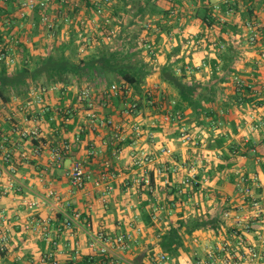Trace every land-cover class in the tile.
<instances>
[{
	"label": "crops",
	"instance_id": "0c3cea01",
	"mask_svg": "<svg viewBox=\"0 0 264 264\" xmlns=\"http://www.w3.org/2000/svg\"><path fill=\"white\" fill-rule=\"evenodd\" d=\"M82 1L86 0H79V11H72L75 15L72 23L61 20L63 24L56 32V38L49 39L45 30L39 26L40 36L44 37L47 43H57V46L77 36L76 43L79 42V35L83 31L88 38L89 35L92 36L93 34H89L91 31L88 25H80L81 19L92 23L94 16L92 8L87 2L86 5L81 3ZM132 1L124 0L128 4ZM136 1L139 2V0ZM184 1L159 0L160 6L169 10L168 14L147 12L146 15H141V19H138L140 16L138 14L131 17L129 24L138 27L137 35L140 37L147 35V38L153 40L157 53L154 58L138 39L139 51L146 58L141 61L151 68L142 85L146 80L156 77L157 84L148 87L145 91L154 90V86L158 88L154 90L156 102L151 105L146 101L144 88L140 92L132 86L133 98L136 97L142 104V110L137 115H129L124 111L126 101H132V97L129 99L123 96L114 97L109 100L108 105H102L105 89L103 85L105 84H97V81L93 83L86 81L81 87L75 82L68 87L46 92L40 91V85L32 83L26 96L12 93L8 101L0 96V141H4L3 137L8 139L6 144L11 148L13 155L11 164H3L0 161L5 170L9 172L0 176V233L9 237L7 249L0 253V264L3 262L4 264H9V262L11 264H51L46 260V253L49 250L54 251V257L60 264L74 259L76 264L83 256H96L93 248L89 246L87 220L92 224L94 231L106 230L115 235L120 233L130 235L132 249L128 255L132 259L142 261L152 251L149 249V244L156 242L158 228L169 227L171 224L177 225L179 214L183 213L189 217L203 212L209 215L222 210L223 220L220 228L199 230L192 236L195 244V248L190 252V258H192L195 252L202 251L207 245L218 243L219 240L229 236L235 228L231 219L223 218L224 210L233 208L248 214L252 209L249 204H243L239 194L238 184L243 176L251 177L258 174L261 186L257 194L263 195L264 163L258 162L257 157L250 150L234 157L233 168L222 169L220 164L227 161L226 156L230 146L237 144L244 149L250 146L246 142L247 139L257 144L260 155L264 157V101L262 104L243 103L242 106L228 107V103L233 102L234 99L235 86L231 88L230 85L233 86L232 80L235 76H240L247 83L252 84L255 93L264 100V93L259 91L264 84V61L260 58V53L264 49V0H235L237 17L245 20L240 26L243 27L244 35L247 39L249 38L248 48L241 46L237 42L240 38L235 39L237 34L230 32L227 28L233 14L227 17L226 22L222 23L218 19L216 23L209 26L196 17L198 9L202 6V0H191L194 2V15H188L187 10L190 8L185 4L187 0ZM117 2V0H112V3L107 5L109 15L107 16L111 19L110 24H114V28L117 29L118 37L122 32L121 15L124 14L121 12L119 14ZM216 4H222V0H210L209 6L213 8ZM56 7L53 9L54 12L64 9L63 6L59 8L56 5ZM172 11L176 13L172 14ZM13 12L17 21L22 20L27 25L25 30L16 24L13 34H7L6 41H9V46H11L10 53L15 52L17 58L15 65L17 66L23 60V53H21L22 58L20 53H17V48L19 51L23 50L19 45L23 43L29 49L30 44L37 42L38 38L34 41L29 39L30 33L35 31L36 12L26 19L18 18L15 9ZM253 19L260 21L263 25L258 32L256 43L250 41L253 32L246 27V22ZM101 20H103L100 28L102 30V27L105 28L108 25L107 23L105 25L104 18ZM146 21L154 26L146 29ZM100 29L96 28L95 33L97 31L99 33ZM63 35L65 38L62 40ZM192 36L201 42L188 45L187 39ZM59 38L61 40L58 42ZM231 39L235 43H231ZM217 43L224 44L225 48L222 50L216 47L214 44ZM89 52L91 48L84 53L80 51V54L84 55ZM205 62L207 63L205 68L194 73L186 71V75L206 84L217 82L223 87L230 84L228 87L231 91L226 86L224 89L227 92L225 91L222 96L227 103L226 109L219 104V106L215 105L224 116L220 122L222 125L214 128V126L199 123L198 119L193 117L194 110L191 106H186L184 119L182 117L168 119L167 115L173 112V105L168 94L160 93L163 87L166 91L167 88L171 89L169 83L160 79L163 66L172 64L179 70L180 68L186 69L188 65L194 66ZM214 64L217 68L216 72L213 69ZM233 73L236 74L234 77ZM215 74L217 76L213 78ZM112 82L122 83L124 81L112 78ZM85 86L93 89L98 116L101 119L111 118L114 125H103L98 122V125L94 126L91 122L88 107L79 100V91ZM171 93L175 97L173 99H178L177 91ZM39 98L43 101L40 102ZM192 117L194 120H191ZM182 121L196 136L197 147L184 143L180 139ZM137 122L143 125L145 132L140 138L136 137L134 132V125ZM34 125H38L42 132L43 153L40 156L32 153L37 142L22 138L19 134V130L30 129ZM119 131L126 137L122 142L115 140V135ZM149 132L154 133L153 139L146 136H149ZM220 136L227 138L224 148L212 146ZM64 142L73 144V148L64 160L58 162L54 158L53 149L62 146ZM115 145L121 148L118 155L115 154ZM165 146L173 150L172 155H162L161 149ZM140 148H148L158 157L156 164L150 166V172H154L156 184L154 199H150L147 196V188L139 185L135 180L141 171L133 165L132 154ZM187 148L197 150L199 153L197 159L201 158L199 162L202 161L204 164L198 171L200 183L196 187L182 184L183 178L187 175L182 165L187 161L181 156ZM204 159L206 163L209 162L207 165ZM74 160H81L92 176L84 189L76 191L68 175L69 167ZM194 162L197 161L193 160ZM190 163L191 161L188 162ZM161 166L169 168V173L159 175L157 170ZM13 168L15 172H12ZM175 168L177 170L173 171ZM103 174H107L108 178L101 186H97L95 181ZM12 176L15 180L13 187H11ZM45 198L48 202H44ZM67 200L72 202L73 209L82 212L83 219L78 226L74 227L73 232L65 231L60 234L56 222L59 212L55 205ZM147 200L150 201L148 208L152 213L156 207L165 205L159 218L156 220L153 218L156 223L154 228L147 226L142 216V209L147 210V205L145 206ZM32 201H39L40 206L31 209L29 203ZM42 219L50 220L48 235H46L45 228L38 225V221ZM261 223L256 231L247 233L246 237L249 244L263 249L264 240L260 235L263 234L264 229H261ZM149 231H153V236L151 232L147 234ZM206 233L210 238L204 240L201 235ZM55 240L59 242V245L53 248L52 242ZM76 241H79V245H76ZM76 246L80 250L78 256L74 251ZM190 258L180 256L176 259L179 264H190L186 261Z\"/></svg>",
	"mask_w": 264,
	"mask_h": 264
},
{
	"label": "built area",
	"instance_id": "2783aa9c",
	"mask_svg": "<svg viewBox=\"0 0 264 264\" xmlns=\"http://www.w3.org/2000/svg\"><path fill=\"white\" fill-rule=\"evenodd\" d=\"M14 3L16 8V16L20 19H26L31 14L35 13L38 8L41 9V20H40V27L45 30L46 34L48 35L49 39L56 38L57 30L60 26L61 20H64L67 23H72L75 19L72 18V11L75 8L80 6L79 0H3L4 3L6 2ZM97 8V13L94 15L92 23H89V20L81 19L80 23L82 26L88 25L90 28L92 36L87 34L83 31L79 35V50L84 53L89 49L90 43L92 40L99 42V35L102 34L104 29H100L101 27V20L100 18H104L105 25L109 26L110 18L107 16V5L112 3V0H94ZM65 4V5H64ZM56 5L61 8L59 12H54L53 9L57 8ZM235 0H222V4L214 5V11L218 14V19L222 23L226 22L227 17L232 15L235 12ZM224 6V7H223ZM175 11H172V14H175ZM220 13V14H219ZM7 24H11V19L6 18ZM89 21V22H88ZM8 25V26H9ZM154 25L147 21L145 22V28L150 29ZM262 23L257 21L256 19L249 20L246 22V27H248L253 33L250 36V41L252 43L257 42L258 32L262 27ZM96 28L100 29L99 33L96 32ZM107 32L106 37H104L103 41L110 43L117 37V29L114 27L105 28ZM13 33H10L12 35ZM140 37L141 45L148 51L150 54L154 56L157 55L155 45L152 39L147 38V35H142ZM7 39V38H6ZM78 40V39H77ZM9 43V41H6ZM201 41L196 39L194 36L187 39L188 45H196L199 44ZM216 47L221 48L222 50L225 48L224 44H214ZM1 47V45H0ZM11 46L8 45L7 51H3L0 53V60H5L7 66H12L17 62V58L15 57V52L10 53ZM1 49V48H0ZM14 49V48H13ZM13 51V50H12ZM260 58L264 61V49L260 53ZM207 66V63H202L199 65H188L186 67V71L188 73H194L196 71H200ZM182 72L180 68L178 70ZM234 83L237 86H244L248 84L244 79L240 76L234 77ZM103 90V104L108 105L109 100L123 96L126 99L133 98L132 96V86L128 83L122 82H112L111 84H105ZM56 88H61L58 84H51V85H40V91L46 92L48 90H53ZM260 93H264V84L261 86L259 90ZM146 101L154 105L156 102V96L154 90L149 89L145 91ZM149 96V99L147 97ZM42 102V99H38ZM79 100L86 104L89 110L88 116L91 119V122L95 125H98V122L102 123L103 125H114V121L111 118L108 119H101L98 116L96 108L97 103L93 97V89L90 86H85L80 89L79 91ZM141 105L139 100L134 97L132 101H126L125 103V113L129 115H137L141 112ZM168 119L174 118H181V114L179 112H172L167 115ZM222 124L219 122L217 123L214 128H218ZM134 132L136 137L140 138L145 133L143 130V125L140 123H136L134 125ZM19 134L22 138L30 139L31 141L37 142L35 148L33 150V154L35 156H40L43 153V146H42V132L38 125H34L32 128L22 129L19 130ZM146 135L148 138L153 139L154 133L149 132ZM180 139L182 142L187 144H194L196 142V136L189 130L187 127H183L179 133ZM4 141H0V161L3 164H11L12 162V151L11 148L6 144L7 138H4ZM126 139L125 134L121 133L120 131L116 133L115 140L122 142ZM79 140V139H78ZM247 143L250 144L249 150L254 156L257 157V161L260 163H264V157L260 155L259 148L256 143H251L250 139L246 140ZM118 145V144H117ZM115 145V154H120L121 148L120 146ZM73 148V144L69 142H64L62 146L53 149L54 158L60 162L66 158L71 152ZM162 155H172L173 150L169 147H163L161 149ZM158 157L154 155L148 148H140L134 151L132 154V161L133 165L141 171L139 177H137L136 183L139 185L147 187H151V172L150 166L156 164ZM199 161L194 163H184L182 165L183 168L186 169L187 175L183 178L182 184L184 186H198L200 180L198 178V171L200 170L201 164L199 165ZM185 165V166H184ZM0 176L4 175L5 173H9L5 170V168L0 163ZM178 168V166H177ZM175 168L173 171H176ZM169 168L166 166H161L158 168L157 173L159 175H164L167 172L169 173ZM12 172H15V169H12ZM69 179L71 182L72 187L76 190H82L85 188L87 182L92 179V176L89 174V171L86 170L84 163L81 160H74L68 170ZM12 184L11 187L14 186L15 180L14 177H11ZM107 174H103L101 178L95 181L97 186H101L104 181L107 180ZM166 183L168 179L165 180ZM261 186V179L258 174H254L251 177H242L241 182L238 184L239 194L243 204H249L252 209L249 211L248 214L243 213L241 210H234L226 209L223 212L224 219H231L234 224L235 228L229 234V236L221 239L218 243L207 245L203 251L195 252L192 255V264H264V248L260 249L257 246H253L248 243L247 240V233H251L256 231L259 228V224L261 223V229H264V192L262 196L257 194L258 188ZM153 190V189H152ZM155 192V189L153 190ZM44 202H48V200H44ZM43 202V203H44ZM106 202V200H104ZM40 206L39 201H32L29 203V207L31 209L37 208ZM58 212L62 213L64 216L63 221L58 224V232L64 233L65 231L73 232L75 226H78L82 219L83 215L82 212L79 210H75L72 208V202L67 200L65 202H60L55 205ZM165 209L164 205H160L156 207L152 213L153 218L156 220L159 218L160 212ZM57 221V220H56ZM39 227H44L46 235H48V226L50 225V220H39L38 221ZM87 233L90 237L89 246L93 248L96 253V256H89L91 258L98 257L100 258V262L103 264H179L176 257H173L171 254L164 252V251H150L147 257L142 261H136L129 257L128 253L132 249V238L130 235L126 233L120 234H112L107 232L106 230H98L94 231L92 228V224L87 220ZM261 239L264 240V232L260 235ZM9 244V237L6 234L0 233V253L7 249ZM59 242L57 240L52 242V247H57ZM76 245H79V241H76ZM75 254L78 256L80 254V250L76 246ZM55 253L52 250H49L46 253V260L51 264H60L58 259L54 257ZM98 255V256H97ZM75 260V259H74ZM74 260H71L65 264H75Z\"/></svg>",
	"mask_w": 264,
	"mask_h": 264
},
{
	"label": "trees",
	"instance_id": "16d2710c",
	"mask_svg": "<svg viewBox=\"0 0 264 264\" xmlns=\"http://www.w3.org/2000/svg\"><path fill=\"white\" fill-rule=\"evenodd\" d=\"M159 0H139L138 12L140 15H146L148 9L151 14L164 12L168 14L167 9L161 8L158 3ZM89 7L92 8V13H97L96 4L93 0H86ZM126 6L128 3H125ZM202 6L198 9L196 17L200 18L207 25H212L218 21L217 14L210 5V0H202ZM65 5V4H64ZM14 3L11 1L4 3L0 0V53L8 49L9 43L6 38L9 33H13L16 26V17L14 16ZM80 7L75 8L74 11H79ZM126 8H123L125 10ZM119 12V11H118ZM74 18V13L71 14ZM94 17V16H93ZM6 18L11 19V24L4 21ZM102 18V17H101ZM100 18V20H101ZM41 9L36 10L35 31L30 36V40L34 41L40 31ZM79 20V19H78ZM81 21V20H80ZM103 21V20H101ZM220 23V22H219ZM61 23L60 25H62ZM158 24H161L158 22ZM9 25V26H8ZM80 25H82L80 23ZM160 26V25H159ZM114 27L110 24L105 28ZM101 28V27H100ZM105 28L102 27L103 32L100 36L99 43L105 44L103 41L106 37ZM60 30V27L58 28ZM57 30V31H58ZM8 34V35H7ZM140 36H138V39ZM78 39L72 37L69 42L56 46L49 50L46 54H40L37 58L31 54L29 49L21 43L19 47L24 50V57L22 63L17 65L13 72H10L5 60H0V96L8 101L10 94H18L22 96L28 95L29 87L32 83L36 85H51L58 84L61 87H68L72 83H78L79 87L86 81L91 83L97 81V84L111 83L112 78L124 81L133 86L137 91L141 92V85L144 78L150 73L147 64L143 61H133L135 55L140 52L139 46H132L129 51H113L110 48H98L94 52L80 54L79 45L76 43ZM91 47H89L90 49ZM231 57V56H230ZM229 57V58H230ZM215 65V64H214ZM216 72V65L213 66ZM183 74H179L178 69L172 64L165 65L162 68V80L172 85L178 90V99H172L173 111L179 112L184 119L186 106H191L194 110L193 115L198 119L199 123L209 126L222 122L224 116L220 110H217L215 105H221L226 109V102L222 99L225 93L224 87L217 84V82L202 83L196 78L186 75V69L182 68ZM236 74L233 73V77ZM216 74L214 77L216 78ZM253 82V81H251ZM149 99V96L147 97ZM263 98L255 93V88L248 83L244 86L234 87V99L228 103V107L232 105L242 106L243 103H263ZM217 103V104H215ZM158 104V103H157ZM140 105H142L140 103ZM218 105V106H219ZM183 121L180 123L181 128L187 127ZM1 132V131H0ZM227 143L226 136H220L212 146L217 148H224ZM249 151V146L243 148L237 144L230 146L227 153V161L220 164V167L233 168L234 157L239 153ZM151 187H147V196L154 199V189L156 188L154 172H151ZM153 189V190H152ZM150 201L145 202L146 208L142 209V216L147 226L155 227L156 223L153 221L152 211L148 208ZM164 205V204H162ZM165 206V205H164ZM168 208V206H167ZM223 209V208H222ZM221 211H218L208 216L199 213L197 215L185 216L183 213L179 214V219L176 224H171L169 227L161 226L158 228V236L155 243L149 244V249L152 251H164L171 254L173 257H188L191 252V237L199 230L215 229L217 230L222 225ZM64 219L62 213L57 214L56 222L60 224ZM76 264H103L98 257L83 256Z\"/></svg>",
	"mask_w": 264,
	"mask_h": 264
},
{
	"label": "rangeland",
	"instance_id": "374dc122",
	"mask_svg": "<svg viewBox=\"0 0 264 264\" xmlns=\"http://www.w3.org/2000/svg\"><path fill=\"white\" fill-rule=\"evenodd\" d=\"M118 2H117V9L119 10V14H120V12L121 13H123L124 15H121L122 16V18H121V20H122V22H123V24L121 25V27H122V32H121V35L120 36H118L117 38H114V40L112 41V42H110V43H107V42H105V43H107V44H101V43H99V42H97V41H95L94 43H93V41L94 40H92L91 41V43H90V45L92 46L91 47V52H94V51H96L98 48H110L111 50H124V52H126V50L127 51H129L130 49H131V47L134 45V46H139L138 44V36L139 35H137V31H138V27L136 28V26H131V24H129V22H130V20H131V17L132 16H135L136 14H138V15H140L139 14V12H138V3H136L137 1L135 0H133L131 3H129L127 6H126V4H125V2H124V0H117ZM186 1V0H185ZM184 1V2H185ZM116 2V1H115ZM81 3H83V4H85L86 5V1H82ZM185 4H187L186 6L187 7H189L190 9H188L187 11H188V15H194V7H193V4H194V2L193 1H191V0H187V2H185ZM84 6V5H83ZM170 6V5H169ZM161 8H163L162 6H160ZM16 8H17V6H15L14 7V9L16 10ZM123 8H126L125 10H123ZM110 11H111V9H110ZM190 11V12H189ZM147 12H149V13H151V10L150 9H148L147 11H146V14H147ZM107 14H108V12H107ZM109 16V15H108ZM238 16V11L237 10H235V12L233 13V15H232V17H231V21H230V23L227 25V28L230 30V32H233L234 34H237L236 35V38L235 39H239L240 38V41H237V42H239V44H241V46H244V47H249V44H248V39H247V37L244 35V31H243V27L241 28V26L240 25H242V23L245 21V20H242L240 17H237ZM190 18V17H189ZM138 19H141V15L139 16V18ZM17 23V25L19 26V27H21V28H24L25 30H26V28H27V25H26V22H24V21H16ZM61 24V23H60ZM16 25V26H17ZM128 26H130L129 28H128ZM61 27H62V25H61ZM127 28V29H126ZM120 30V29H119ZM33 33H34V31H33ZM33 33H30V35H32ZM10 34V33H9ZM232 34V33H231ZM41 31H39V34H38V36H37V38H38V40H37V42H34L33 43V45L32 44H30V48H29V51L31 52V54H33L36 58H37V56L38 55H40V54H46L49 50H52L53 48H55L57 45V43H52V44H50V43H47L46 42V40H44V37L42 38L41 36ZM40 36V37H39ZM143 37V36H142ZM141 37V38H142ZM65 38V35H63V36H61V39L63 40ZM60 38L57 40L58 42L61 40ZM206 40V39H205ZM231 43H235V42H233V39H231ZM35 45V46H34ZM59 46V45H58ZM109 46V47H108ZM17 53H20V57L22 58V54L21 53H23V55H24V50H22V51H19L18 50V48H17ZM85 55V54H84ZM24 57V56H23ZM143 60V59H146L145 57H143V53L142 52H138L137 53V55H135V57L133 58V61H136V60ZM15 65V64H14ZM14 65H12V66H8V68H9V70H10V72H13V70L16 68V65L14 66ZM149 68V70L151 69L150 67H148ZM156 68V67H155ZM153 69V68H152ZM181 73V72H180ZM213 78H215V77H213ZM160 79H161V77H160ZM212 80V79H211ZM202 81V80H201ZM233 81V80H232ZM155 84H157V78L156 77H154L153 79H151V80H146L145 82H144V84L141 86V92H142V90H143V88H144V91H145V89H147L148 87H151V86H153V85H155ZM162 85V84H161ZM230 84H228V85H226L227 86V88L231 91V88L232 87H234V86H236V84L234 83V81H233V86L232 85H230V87H228ZM225 86V87H226ZM170 87H171V89H168L167 88V91L166 90H164L165 88L163 87V89H161V92L160 93H162V94H164L165 95V93L166 94H168L169 95V97H170V99H173V98H175L174 96H173V93H171V92H178V90H176V88H174L172 85H170ZM223 87V86H222ZM224 87V88H225ZM155 88L157 89L158 88V86H154L153 87V89L155 90ZM166 91V92H165ZM226 91V90H225ZM227 92V91H226ZM157 94V93H156ZM159 112V111H158ZM193 117H195V115H193ZM193 117H192V119L191 120H194L193 119ZM190 122V121H189ZM190 146V145H189ZM191 146H193V147H197L198 145L196 144V143H194V144H192ZM182 152V151H181ZM202 154V153H201ZM198 156H199V153H197V150L196 151H194V149L192 148V149H190V148H187L185 151H183V154H182V156H181V158L183 159V160H185V158H186V161H187V163L189 162V161H191V163H193V160H196L197 161V163H198V161L201 159V158H199V159H197L198 158ZM196 158V159H195ZM202 160V159H201ZM204 162H205V165H207L209 162H207L206 163V161H205V159L203 160ZM201 164V166H203L204 164H203V162L201 161L200 163H199V165ZM203 164V165H202ZM227 181V180H226ZM221 186V185H220ZM203 215H205V216H208L207 214H205L204 212H203ZM151 231H149V232H147V234L148 233H150ZM151 235L153 236V231L151 232ZM154 235H156V233H154ZM210 238V236L209 235H207V233L206 234H204V235H201V238L202 239H207V238ZM188 240L189 241H191L192 240V242H191V248L193 249V248H195V244L193 243V237L191 236V237H188ZM202 243H203V241H202ZM191 249V250H192ZM196 249H198V248H196ZM204 250V249H203ZM202 250V251H203ZM201 252V251H200ZM189 258H190V256H189ZM191 260H192V258H190V259H186V261L188 262L189 261V263L190 264H192L191 263ZM137 261V260H136ZM185 260H184V262H186ZM3 264H4V262H3ZM9 264H11V262H9Z\"/></svg>",
	"mask_w": 264,
	"mask_h": 264
}]
</instances>
